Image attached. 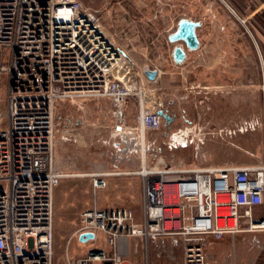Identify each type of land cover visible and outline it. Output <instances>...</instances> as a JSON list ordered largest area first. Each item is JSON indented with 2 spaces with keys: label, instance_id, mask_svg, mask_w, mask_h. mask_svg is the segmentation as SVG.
Returning <instances> with one entry per match:
<instances>
[{
  "label": "built area",
  "instance_id": "2783aa9c",
  "mask_svg": "<svg viewBox=\"0 0 264 264\" xmlns=\"http://www.w3.org/2000/svg\"><path fill=\"white\" fill-rule=\"evenodd\" d=\"M238 22L246 27V20ZM123 55L78 0H0V264H53V193L65 177L53 167L55 109L77 98L110 102L118 127L112 136L130 144L127 153H136L140 140L141 167L134 173L144 197L139 222L124 207L82 211L76 239L91 233L83 243H93L101 233L107 249L90 247L72 264H125L127 237L148 242L173 235L181 236L183 264H206L203 237L264 233V158L258 165L146 171L151 145L143 146L144 134L163 121L158 105L144 107L130 81L114 77ZM134 95L140 98L138 139L128 143L131 131L121 126L127 98ZM171 135L174 148L193 142L187 128ZM109 175L87 174L93 189L105 188ZM256 207H262L259 215L251 212Z\"/></svg>",
  "mask_w": 264,
  "mask_h": 264
},
{
  "label": "crops",
  "instance_id": "0c3cea01",
  "mask_svg": "<svg viewBox=\"0 0 264 264\" xmlns=\"http://www.w3.org/2000/svg\"><path fill=\"white\" fill-rule=\"evenodd\" d=\"M194 2L197 7L191 9H198L207 15V23L201 24L202 27H209V35L205 40H201L197 35L200 49L198 48L199 50L195 53V61L191 63V66L184 69L186 84L191 88L186 89V96L181 101L182 110L174 109L176 105L178 108L180 107L178 103L170 102L164 107L161 101L159 102V110L168 111L172 117L173 120L169 126L172 131L181 129L179 127L181 122L185 123L187 129H190L195 123H202L200 119L207 116L209 118L208 123L214 125L213 130L217 129V125H227L229 128L227 134L236 136V133H242L243 117L253 115L255 120L250 118L249 124L257 123V92L263 81L259 84L257 70L243 67L242 55L246 54L242 52L239 45L241 37L236 36L235 33L231 32V29L229 31V28L234 27L235 22L240 19L250 22L256 29H259L257 31L259 39L255 38L260 41L264 49V0H194ZM158 73L159 71L156 78L161 75ZM198 89L204 92L201 96L203 98L199 97ZM247 93H249V98ZM139 102L140 98L131 96L127 98L124 107L125 120L121 130L131 131L130 135L126 137L128 143L131 139L132 143L138 139L135 117L138 114ZM112 120L106 122V126L103 127L104 131L98 127L91 130L90 151L84 156H81L80 153L70 152L68 146L63 145L65 142H69L68 138H61V141L58 140L55 144L54 169L58 173L64 174L65 177L60 180L53 193L55 204L53 220L54 257L57 256L56 260L54 259V264H72L81 258L90 247L106 248L105 237L101 233L96 234L93 243H83L76 239L75 234L80 228L78 217L82 211L91 208H111L112 205L120 204L123 200L131 204L140 201L142 205L143 198L140 190L142 180L136 177L134 173L141 167V156L140 151H138L140 140H137V152L127 153L126 148L127 146L130 147V144H121L112 136L115 131H118L116 123L114 130L111 131L112 123L115 122L114 118ZM232 125L235 128L230 133V126ZM156 131L145 132L142 143L143 146L152 145L155 153H157V133L154 134L153 132ZM149 133H152L154 137L151 136L147 140ZM162 137L165 138V134ZM105 141L108 147L102 145ZM112 144L114 146L118 144V147L113 148ZM233 146L234 149L241 150L240 147ZM234 163L223 166H244ZM91 173L110 174L105 177L106 187L103 189H93L89 180L92 188L90 191L92 202L86 200L84 204L92 205V207L79 212L76 220L68 218L71 214L68 216L61 214L58 208L67 198L65 189L73 187L76 193L77 188H85L86 185L82 179L74 178L86 177L87 174ZM114 173L120 174L114 175ZM78 204L83 203L79 200ZM261 211L262 207H256L251 212L254 215H259ZM133 213L135 214V212ZM240 213L243 214V209L240 210ZM242 224L244 225L243 218H241V228L243 229ZM236 235H241V238L238 239ZM181 240L179 235L160 237L148 242L141 237L129 236L126 239L127 250L126 255L123 256L124 263L183 264ZM203 240L206 245V264H264V233L238 232L234 235H224L219 241H213L209 236L203 237ZM224 242H230L233 250L238 247L239 249L233 251L223 244ZM208 249L210 254H208Z\"/></svg>",
  "mask_w": 264,
  "mask_h": 264
},
{
  "label": "rangeland",
  "instance_id": "374dc122",
  "mask_svg": "<svg viewBox=\"0 0 264 264\" xmlns=\"http://www.w3.org/2000/svg\"><path fill=\"white\" fill-rule=\"evenodd\" d=\"M78 2L101 30L107 41L124 54V66L121 70H115L114 77L120 80L128 79L130 84L135 87V91L141 93L140 98L144 107L152 108L154 105L160 107V101L166 107L170 102H174L180 106L178 108L176 105L177 108L175 107L174 109L181 111L183 106L181 101L186 96V89L191 88V86L186 84L184 69L187 66H191V63L195 61V53L200 48L194 52L189 51L185 48L183 42L170 43L168 36L175 31L180 19L200 21L202 24L207 23L208 18L205 13L198 9H191L197 7L194 0H78ZM235 24L234 27L229 28V31L231 29V32L241 37L239 45L242 48V52L246 54L242 55L243 67H250L254 71L257 70L259 84L263 81L257 92V123L249 124L250 118L255 120V117L247 115L243 117V123L241 124L242 133H236V136H233V134L229 136L227 134L229 130L227 125H217V129L213 130L212 127L214 125L208 123L209 118L204 116L200 119L202 123H195L193 127H190L192 144L185 148L180 146L174 148L170 146V143L172 141L171 134L175 131H172L170 127L166 128L162 122V126L156 132H153L154 134L157 133V153L153 152L151 145V150L149 149L146 155V171H152V169H157V167L175 169L206 168L230 163L235 164L234 162L241 165H258L263 160L264 49L260 41H257L259 39L257 34L259 29H256L250 22L246 23L245 28L237 21ZM197 30L199 38L205 40L209 35L208 31L210 29L201 25ZM178 45L184 49L187 58L182 64L175 65L171 58V52ZM144 69L159 71L161 75L155 81H149L143 75ZM197 91H199V97L203 98L201 96L204 92L200 89ZM134 96L139 98L138 95ZM247 96L249 98V93H247ZM3 100V92L0 89V112L4 108ZM112 119V107L110 102L104 98H77L58 102L55 109L54 149L58 140L60 142L61 138H68L69 142H65L63 145H67L70 152L80 153L81 156L88 154L90 151L91 130H95L98 127V129L104 131L103 127L106 126V122H111L113 121ZM114 124L115 122L112 123L111 131L114 130ZM179 127L181 129L187 128L185 123L182 122ZM230 128V133H232L235 127L232 125ZM149 134L147 140L151 136L154 137L152 133ZM164 134L165 138L162 137ZM102 145L107 146L106 141ZM233 145L240 147L241 150L234 149ZM54 149L53 167H55ZM157 158L163 161V165L158 164ZM139 170L140 168L135 172ZM135 175L141 180L140 176ZM74 179H82L86 185L85 188H77L75 193L73 187H67L65 189L67 198L62 205H59L58 209L61 214L67 216L71 214L68 218L76 220L79 212L85 208L92 207V205L84 204L86 200L90 201V203L92 202L90 193L92 188L89 184V177ZM140 190L143 198L144 193L141 182ZM79 200L83 204H78ZM126 202L123 200L120 204L112 205L111 208H131L135 212L136 221L139 222L142 209L140 201L136 204ZM54 207L53 199V211ZM236 237L240 239L241 235H236ZM223 244L232 249L230 242H224ZM238 249L239 247L232 250L236 251ZM209 251L208 249V254H210ZM56 257H54L55 260Z\"/></svg>",
  "mask_w": 264,
  "mask_h": 264
},
{
  "label": "water",
  "instance_id": "95a60500",
  "mask_svg": "<svg viewBox=\"0 0 264 264\" xmlns=\"http://www.w3.org/2000/svg\"><path fill=\"white\" fill-rule=\"evenodd\" d=\"M201 25L202 24L200 21L180 19L176 25L175 31L168 36V41L170 43L183 42L187 50L195 51L199 48V41L197 38L196 30L200 28ZM185 57V52L181 46L178 45L172 49L171 58L175 65L182 64L185 60ZM143 75L149 81H154L157 76V71L144 69ZM157 114L161 117L164 126L166 128H169L173 120L172 117H170L169 113L165 110L160 109L157 111ZM92 237L93 235L91 233H84L79 237V241L84 242L87 239H91Z\"/></svg>",
  "mask_w": 264,
  "mask_h": 264
},
{
  "label": "bare ground",
  "instance_id": "6f19581e",
  "mask_svg": "<svg viewBox=\"0 0 264 264\" xmlns=\"http://www.w3.org/2000/svg\"><path fill=\"white\" fill-rule=\"evenodd\" d=\"M184 50V49H183ZM185 52V51H184ZM185 55H186V53H185Z\"/></svg>",
  "mask_w": 264,
  "mask_h": 264
},
{
  "label": "trees",
  "instance_id": "16d2710c",
  "mask_svg": "<svg viewBox=\"0 0 264 264\" xmlns=\"http://www.w3.org/2000/svg\"><path fill=\"white\" fill-rule=\"evenodd\" d=\"M104 209H107V208H104ZM79 218V217H78Z\"/></svg>",
  "mask_w": 264,
  "mask_h": 264
}]
</instances>
